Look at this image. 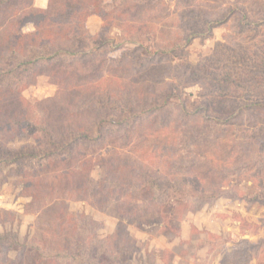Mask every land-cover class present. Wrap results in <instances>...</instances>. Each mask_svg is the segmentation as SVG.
<instances>
[{
	"label": "trees",
	"instance_id": "1",
	"mask_svg": "<svg viewBox=\"0 0 264 264\" xmlns=\"http://www.w3.org/2000/svg\"><path fill=\"white\" fill-rule=\"evenodd\" d=\"M172 1L48 0L40 9L0 0V174L17 178L27 208L47 219L24 242L19 231L0 232V264L122 261L118 240L130 251L129 235L101 238L92 216L69 210L72 201L118 200L132 222L172 197L196 213L249 177L254 192L235 198L264 206V0ZM92 17L102 22L96 34ZM219 27L223 41L191 63L193 41ZM40 77L56 94L33 104L23 93ZM194 87L202 103L189 109L178 93ZM23 139L34 143L13 146ZM112 149L138 157L105 162L95 180L92 160Z\"/></svg>",
	"mask_w": 264,
	"mask_h": 264
},
{
	"label": "rangeland",
	"instance_id": "2",
	"mask_svg": "<svg viewBox=\"0 0 264 264\" xmlns=\"http://www.w3.org/2000/svg\"><path fill=\"white\" fill-rule=\"evenodd\" d=\"M47 1L37 0L36 5L45 6ZM168 1L173 3L172 0ZM101 26L102 22L98 18H91L88 22L92 34H96ZM22 30L31 32L33 27L28 25ZM227 33L226 27H219L213 30L212 38L194 40L188 48L187 59L193 64L198 63L201 57L212 52L216 42L223 41ZM111 36L117 42L121 41L118 29H113ZM119 56L120 52L113 54L115 58ZM55 94L56 87L50 84L47 77H40L36 85L23 93V97L34 104L52 98ZM178 94L179 98L186 100L189 109L202 103L197 87L183 88ZM25 143L33 144L34 141L23 139L13 146L18 148ZM105 155L104 163L99 162L100 157ZM136 156L138 153L121 149L99 154L92 160V177L97 181L102 180L106 173L105 162L123 163L125 159L134 160ZM6 172L7 169L4 174H0V232L19 231L24 242L38 236L41 223L47 224V219L27 208L30 200L21 196L19 180L13 177L5 179ZM229 188L234 189L235 195L220 198L196 213L180 208L178 198L172 197L161 213H153L132 222L119 215L121 203L118 200L102 208L91 201H72L68 203V208L77 217L82 214L92 216L100 226L101 238L113 237L117 233L129 235L130 251H127L125 243L118 240L122 261L110 260L111 264H264V249L260 252L248 249L245 243L264 242V206L251 205L235 198L252 194L253 180L249 177L237 179ZM151 196L147 192L138 196L136 202L141 204ZM244 250L247 251L245 256Z\"/></svg>",
	"mask_w": 264,
	"mask_h": 264
},
{
	"label": "crops",
	"instance_id": "3",
	"mask_svg": "<svg viewBox=\"0 0 264 264\" xmlns=\"http://www.w3.org/2000/svg\"><path fill=\"white\" fill-rule=\"evenodd\" d=\"M36 1H37V0H35V5H36ZM47 5H48V1H47V3H46L45 6H44V5L39 6V5L37 4L35 7L40 8V9H45V8H47ZM92 18H97V17H92ZM98 19H99V18H98ZM89 20H91V18H90ZM88 22H89V21H88Z\"/></svg>",
	"mask_w": 264,
	"mask_h": 264
}]
</instances>
